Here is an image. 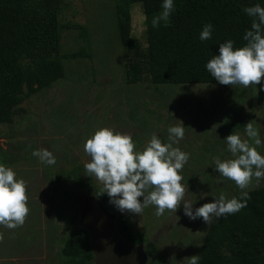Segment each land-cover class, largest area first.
I'll use <instances>...</instances> for the list:
<instances>
[{"label":"rangeland","instance_id":"rangeland-1","mask_svg":"<svg viewBox=\"0 0 264 264\" xmlns=\"http://www.w3.org/2000/svg\"><path fill=\"white\" fill-rule=\"evenodd\" d=\"M247 2L250 6L264 7V0ZM23 3L27 11L35 8L52 11L56 17L60 54L80 52V55L63 58L64 77L34 93H25L14 107L12 120L0 122V163L12 167L23 179H29L33 173L36 175L35 183L27 185V194L29 197L40 195L47 207V217L55 218L57 223H46V218L43 226H37L40 227L38 232L42 231L43 242L50 240L42 253L26 255L32 246L14 252L16 245L12 241L5 246L0 243V250L11 249L9 255L0 254V264H81L78 259L61 254L65 239L77 227L78 215L82 225L85 217L84 226L90 232L92 264H104L105 225L101 211L96 209L98 205L93 201L96 198L81 186L83 181L91 180L103 193V185L95 176H88L84 169V163L90 160L84 143L101 127L128 134L139 130L141 134L133 140L137 150H142L152 136L154 123L157 127L152 131H157L163 142H167L170 126L183 123L184 138L174 147L190 154L181 175L182 183L188 188L185 200L193 203V211L218 199L221 193L226 199L241 194L242 190L234 181L215 170L214 160L233 158L225 138L232 133L247 138L245 125L248 122L259 130L262 146L258 151L264 155V79L261 84L248 87L158 84L149 77L126 84L124 61L136 47L145 46L146 29L153 26L152 20L161 14L162 6L148 15L135 0H23ZM173 3L169 21L183 0H173ZM119 8L127 9L130 15L131 33L124 46L117 33ZM163 23L166 22L161 20L159 25ZM142 124H147V128L134 129L135 125ZM40 149L52 152L56 163H41L31 154ZM78 165L82 169L70 177L68 170ZM56 184H59L58 192L50 194L52 190L48 188ZM263 185L264 179L258 183L254 179L248 189ZM66 191L74 192V197ZM103 194L110 199L107 193ZM155 211V206H149L141 215L122 212L134 239H144L147 251L150 245L155 246L147 264L149 261L150 264H186L197 253L209 224L202 218L191 220L185 216L183 203L175 213L166 210L158 217ZM39 218L30 215L26 221ZM32 227L24 224L10 232ZM30 234L33 231L26 233L25 238Z\"/></svg>","mask_w":264,"mask_h":264},{"label":"trees","instance_id":"trees-1","mask_svg":"<svg viewBox=\"0 0 264 264\" xmlns=\"http://www.w3.org/2000/svg\"><path fill=\"white\" fill-rule=\"evenodd\" d=\"M135 1L148 15L163 4V0ZM246 7H250L247 0H183L169 22L146 29L145 46L136 47L124 61V79L129 83L149 77L158 84H220L207 71L206 63L218 55L219 45L227 40L234 42V48L247 43L243 37L251 29L253 18L243 11ZM208 23L213 25L212 37L202 41L200 33ZM56 26L52 11H27L23 0H0V122L12 120L14 107L25 93H34L64 77L63 58L80 55L60 54ZM117 33L120 44L126 45L131 33L127 9H117ZM81 169L78 165L69 173ZM58 185L52 187V193L58 192ZM81 186L115 214V226L123 240L146 243L134 239L124 213L91 180L83 181ZM245 191L250 196L246 207L214 217L209 223L195 254L199 256L198 264H264V185ZM66 193L74 197V192ZM234 197L242 199L241 194ZM75 222L77 227L65 239L61 254L81 264H92L90 232L79 223V215ZM148 248L150 257L155 246Z\"/></svg>","mask_w":264,"mask_h":264},{"label":"clouds","instance_id":"clouds-1","mask_svg":"<svg viewBox=\"0 0 264 264\" xmlns=\"http://www.w3.org/2000/svg\"><path fill=\"white\" fill-rule=\"evenodd\" d=\"M162 9L152 20L153 27L161 20L169 22L173 0H163ZM243 11L253 18L251 29L243 37L247 43L234 48V42L227 40L219 45L218 55L206 63L207 71L222 85L248 87L261 84L264 79V7L256 4ZM212 31L213 25L205 24L200 40L211 39ZM167 131V142L153 133L143 149L137 150L136 142L128 133L110 127L95 130L84 143V151L90 157L84 163L85 173L95 176L103 185V193H107L110 202L121 212L141 215L145 208L155 206V215L159 217L166 210L175 213L183 203L185 216L191 220L202 218L207 225L214 217L218 219L246 207L250 196L243 190L248 189L254 179L257 183L264 179V155L258 151L262 140L259 130L251 122L245 125L247 138H242L239 133L225 138L233 158L222 161L217 157L214 160L215 170L242 190V199H226L221 193L218 199L204 203L195 211L193 203L185 200L188 188L182 183L184 177L181 175L190 154L174 147L184 138L185 127L181 123L170 126ZM31 154L41 163H56L55 156L47 149L34 150ZM28 199L27 182L18 179L12 167L0 163V225L8 229L22 227L30 213ZM3 239L4 234L0 232V242ZM198 261L199 256L193 255L189 264H198Z\"/></svg>","mask_w":264,"mask_h":264},{"label":"crops","instance_id":"crops-1","mask_svg":"<svg viewBox=\"0 0 264 264\" xmlns=\"http://www.w3.org/2000/svg\"><path fill=\"white\" fill-rule=\"evenodd\" d=\"M126 84H128V82ZM131 84H133V83H131ZM161 84H167V83H161ZM135 126H136V127H134L135 130H137L140 127L147 128V124H142V125H140L138 127H137V125H135ZM155 127H157V124L154 123V126L152 127V129H154ZM152 129H151V133L152 134L155 133L157 135V131H152ZM130 132H131L130 135L132 136L133 139L134 138H137V134H139V130H138V132L137 131H130ZM133 136H136V137H133ZM69 170H68L67 173H69ZM69 176L72 177L73 176V173H69ZM17 178L19 179L21 177H18L17 176ZM28 178L29 179H27V180L24 179L27 182V185L30 186V185H32V184L35 183V180L34 179L36 178V175L34 173L31 176H28ZM63 180H66V179H63ZM50 190H52V186H50L48 188V191H50ZM50 194H53L52 191L50 192ZM28 197H29V195H28ZM40 198H41L40 195L33 194L28 199V206L30 208V213H29L28 216L33 215L34 218H37V219H38V216L40 217L39 220H37V221H31V220L26 221L27 218H28V216H27L24 224L25 225H30L31 224L33 226L32 228H26L24 230L10 232V229L6 228L3 225H0V232H2L4 234V239H3L2 242H0L2 245L5 246L7 243H9L10 241H12V243L16 245V247L13 249L14 252L15 251H22V250L28 249V247L32 246L31 248H33V249L32 250H29L28 252L26 251L25 252L26 255H36L38 253H42V251L45 250V247H46L45 244L50 245V240H49V243H46L47 242L46 239L43 242V238H42V235H41V232L42 231H40V233H39L37 229H40V227L38 228L37 226H40V225L43 226L44 222L47 220L46 218H48V222H46V223H50L51 221L55 225L57 223H56L55 218H53V217H50V218L47 217V215L45 213L46 210H47V207L43 203V201L40 200ZM42 219H43V221H42ZM35 227H37V228H35ZM32 231H33V234H30L29 235V238H25L26 233H30ZM39 236H40V238H39ZM42 244H44L45 246H43ZM10 251H11V249H7V250L2 249V250H0V254H3V255L4 254H7V255H9Z\"/></svg>","mask_w":264,"mask_h":264},{"label":"water","instance_id":"water-1","mask_svg":"<svg viewBox=\"0 0 264 264\" xmlns=\"http://www.w3.org/2000/svg\"><path fill=\"white\" fill-rule=\"evenodd\" d=\"M101 211L104 227V264H147L149 254L145 244L128 243L119 235L115 226V214L109 213L108 209L98 200L93 199ZM85 218V217H84ZM83 222L85 225V220Z\"/></svg>","mask_w":264,"mask_h":264},{"label":"flooded vegetation","instance_id":"flooded-vegetation-1","mask_svg":"<svg viewBox=\"0 0 264 264\" xmlns=\"http://www.w3.org/2000/svg\"><path fill=\"white\" fill-rule=\"evenodd\" d=\"M147 250V249H146Z\"/></svg>","mask_w":264,"mask_h":264}]
</instances>
